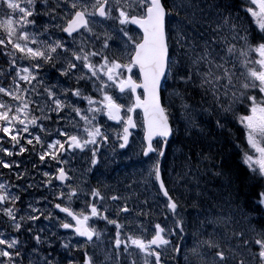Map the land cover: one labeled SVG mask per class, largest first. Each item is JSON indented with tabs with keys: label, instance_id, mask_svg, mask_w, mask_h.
Returning a JSON list of instances; mask_svg holds the SVG:
<instances>
[{
	"label": "snow or ice",
	"instance_id": "6c2138e0",
	"mask_svg": "<svg viewBox=\"0 0 264 264\" xmlns=\"http://www.w3.org/2000/svg\"><path fill=\"white\" fill-rule=\"evenodd\" d=\"M244 11L259 32L244 26L230 0H0V59L6 64L0 67V153L31 151L49 168L55 162V171L42 172L44 179L36 181L27 168L21 172L19 163L0 158V166L13 169L19 181L0 180V222L6 225L0 230V264H80L73 250L82 252L83 264H180L181 258L183 264H264V0H246ZM126 93L130 102H123ZM176 99L182 128L170 123ZM197 115L214 118L221 129L230 117L243 126L255 153L245 151L243 163L253 174L251 188H259L252 193L255 204L244 193L245 207L258 220L235 203L242 194L239 173L210 152L178 149L183 171L167 186V148L181 132H203ZM138 127L143 136L137 155L144 159L125 185L130 191L117 194L99 178L93 185L102 165L126 155ZM208 179L228 190L235 186V193L204 209L202 198L215 201ZM181 180L194 193L190 205L188 197L172 194ZM136 184L151 192L154 207H148V197L139 199ZM41 185L47 195L17 207L29 189ZM155 205L163 221L141 220L157 218ZM189 206L197 210L198 225L191 247ZM237 213L246 230L231 227L239 223ZM41 217L71 235H47L46 226L36 227ZM101 220L104 230L95 227ZM108 225L115 235L105 240ZM53 238L67 256L61 257ZM29 239L35 242L31 247Z\"/></svg>",
	"mask_w": 264,
	"mask_h": 264
},
{
	"label": "trees",
	"instance_id": "16d2710c",
	"mask_svg": "<svg viewBox=\"0 0 264 264\" xmlns=\"http://www.w3.org/2000/svg\"><path fill=\"white\" fill-rule=\"evenodd\" d=\"M230 3L234 5L235 9L239 10L244 26L249 28L250 31L255 30L256 32H259L256 22L244 11L246 7L245 2L243 0H230ZM231 125L233 126V132L224 134L216 132V130L213 129L214 127L209 124L207 130L204 128L203 134L196 133L193 138L189 139V141L184 144L183 148L188 151H194L195 153H198L201 150L206 153L210 152V154L215 157L217 163L223 159L228 167L240 174L241 179L236 183L241 184V189H243L244 195V193H249V189L248 187H243V183H247L249 186L251 183L243 178V174L241 175L243 169L236 163L235 153H233V147H239L244 144V133L242 127L237 121Z\"/></svg>",
	"mask_w": 264,
	"mask_h": 264
},
{
	"label": "flooded vegetation",
	"instance_id": "af4514ba",
	"mask_svg": "<svg viewBox=\"0 0 264 264\" xmlns=\"http://www.w3.org/2000/svg\"><path fill=\"white\" fill-rule=\"evenodd\" d=\"M122 158L124 159V157H120L121 160H123ZM78 164H79V161H77V164H76V165L73 164V166L76 167ZM171 166L174 167V163H172ZM243 171H245V169H243ZM246 175H247L248 181H249V182L251 183V185H252V184L254 183V180L249 179V177H251L253 174H252L251 172L248 171V172L246 173ZM216 185H217V183H216V184H212L213 187H215ZM251 185H250V186H251ZM219 190H220V189H219L218 187H215V191H216V192H218ZM253 191H254V190H253ZM251 200H252V197H251ZM248 214L253 218V216H254V212H253V211H250V210H249V211H248ZM195 229H196V227H191V228L189 229L190 231H187V230H186V232L192 233ZM236 229H237V230H239V229H245V230H246V229H247V226H246V227H237ZM235 243H236V242H235ZM235 243H233V244H235ZM171 264H175V262H171ZM180 264H183V263L180 261Z\"/></svg>",
	"mask_w": 264,
	"mask_h": 264
},
{
	"label": "rangeland",
	"instance_id": "374dc122",
	"mask_svg": "<svg viewBox=\"0 0 264 264\" xmlns=\"http://www.w3.org/2000/svg\"><path fill=\"white\" fill-rule=\"evenodd\" d=\"M244 1L246 2V0H244ZM0 16H1V14H0ZM196 119H197V116H196ZM239 175H240V174H239ZM240 190H241V193L243 194V189H240ZM233 193H235V186L233 187ZM242 194H241V195H242ZM28 200H29V199H28ZM28 200H27V201H28ZM27 201H26V202H27ZM44 204H45V202H44L43 204H41V205L39 204L38 206H39V207H43ZM207 205H209V204H207ZM207 205H203L202 207H203L204 209H206V208H207ZM26 206H27V204L25 205L24 208H26ZM2 218H3V217H2ZM4 219H5V218H3V220H4ZM39 227H45V225H40ZM46 229H47V228H46ZM47 230H48V229H47ZM50 235H51V234H50ZM188 237H191V236H188Z\"/></svg>",
	"mask_w": 264,
	"mask_h": 264
},
{
	"label": "bare ground",
	"instance_id": "6f19581e",
	"mask_svg": "<svg viewBox=\"0 0 264 264\" xmlns=\"http://www.w3.org/2000/svg\"><path fill=\"white\" fill-rule=\"evenodd\" d=\"M0 62H1V59H0ZM216 183H217V181H212L211 179H208L207 180V185H209L211 187H213L212 184H216ZM209 205H207V208L206 209H209Z\"/></svg>",
	"mask_w": 264,
	"mask_h": 264
}]
</instances>
